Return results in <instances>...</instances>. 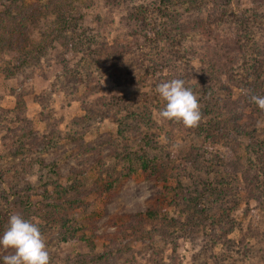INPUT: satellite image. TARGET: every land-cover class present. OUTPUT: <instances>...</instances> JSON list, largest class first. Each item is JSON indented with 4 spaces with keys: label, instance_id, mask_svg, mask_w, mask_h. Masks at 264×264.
Listing matches in <instances>:
<instances>
[{
    "label": "rangeland",
    "instance_id": "1",
    "mask_svg": "<svg viewBox=\"0 0 264 264\" xmlns=\"http://www.w3.org/2000/svg\"><path fill=\"white\" fill-rule=\"evenodd\" d=\"M172 79L195 127L157 117ZM253 95L264 0H0V234L35 222L49 264H264Z\"/></svg>",
    "mask_w": 264,
    "mask_h": 264
},
{
    "label": "clouds",
    "instance_id": "2",
    "mask_svg": "<svg viewBox=\"0 0 264 264\" xmlns=\"http://www.w3.org/2000/svg\"><path fill=\"white\" fill-rule=\"evenodd\" d=\"M156 92L164 101L157 112L161 122L177 121L185 127H195L201 119L197 97L185 87L183 79H172L158 84ZM251 101L264 110V96L253 95ZM0 247L12 249L3 257L2 264H49V255L37 224L19 214L9 217L7 229L0 234Z\"/></svg>",
    "mask_w": 264,
    "mask_h": 264
},
{
    "label": "trees",
    "instance_id": "3",
    "mask_svg": "<svg viewBox=\"0 0 264 264\" xmlns=\"http://www.w3.org/2000/svg\"><path fill=\"white\" fill-rule=\"evenodd\" d=\"M139 163H140V168H141L142 172H144L147 175V177H149V178L156 177V175H155L156 171L153 170V169H155V167L153 165L152 160H148L145 157H141ZM133 172H134V169L129 166L127 176L132 175ZM178 183H180V182L178 181ZM70 190H71V188H70ZM145 216L148 218H155L154 213H152L151 211H147L145 213Z\"/></svg>",
    "mask_w": 264,
    "mask_h": 264
}]
</instances>
